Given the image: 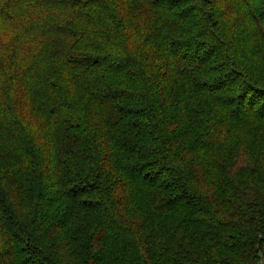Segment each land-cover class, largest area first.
Segmentation results:
<instances>
[{
    "label": "trees",
    "instance_id": "1",
    "mask_svg": "<svg viewBox=\"0 0 264 264\" xmlns=\"http://www.w3.org/2000/svg\"><path fill=\"white\" fill-rule=\"evenodd\" d=\"M264 0H0V264H264Z\"/></svg>",
    "mask_w": 264,
    "mask_h": 264
},
{
    "label": "rangeland",
    "instance_id": "2",
    "mask_svg": "<svg viewBox=\"0 0 264 264\" xmlns=\"http://www.w3.org/2000/svg\"><path fill=\"white\" fill-rule=\"evenodd\" d=\"M262 257H263L262 261L264 263V249H263V252H262Z\"/></svg>",
    "mask_w": 264,
    "mask_h": 264
}]
</instances>
